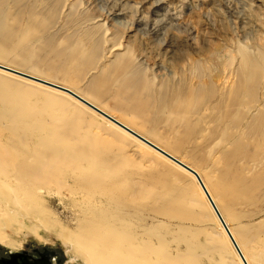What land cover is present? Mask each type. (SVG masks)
I'll use <instances>...</instances> for the list:
<instances>
[{"label":"rangeland","instance_id":"obj_1","mask_svg":"<svg viewBox=\"0 0 264 264\" xmlns=\"http://www.w3.org/2000/svg\"><path fill=\"white\" fill-rule=\"evenodd\" d=\"M0 65L195 169L264 264V0H0ZM80 105L0 71V255L84 264L59 236L102 221L144 264H235L184 169Z\"/></svg>","mask_w":264,"mask_h":264},{"label":"bare ground","instance_id":"obj_2","mask_svg":"<svg viewBox=\"0 0 264 264\" xmlns=\"http://www.w3.org/2000/svg\"><path fill=\"white\" fill-rule=\"evenodd\" d=\"M2 66H5V65H2ZM5 67L8 68V69L14 70L16 72L22 73L24 75H27V77H29L31 79H34V80H37V81H40V82L44 81V82H47V83H51V84L57 85V84H55L53 82H50V81L45 80V79H42V78L37 77V76H35L33 74H28V73H25V72H22V71H19V70H16V69H12V68H10L8 66H5ZM2 71H4V70H2ZM27 80L32 81L30 79H27ZM36 83H38V82H36ZM38 84H40V83H38ZM41 85H43V84H41ZM43 86H45V85H43ZM45 87L50 88L49 86H45ZM60 87H62L65 90L69 91L70 93H72V95L74 96V98L77 101V103H80L82 105V106L81 105L80 106L83 109H86L88 112L91 113L93 108L96 109V110H100L101 111V109L95 103L90 102L89 100L85 99L81 95H79L76 92H74L72 89L67 88V87H63V86H60ZM53 90H55V89H53ZM56 91H58V90H56ZM59 92H62V91H59ZM57 94H59V93H57ZM60 95H62V94H60ZM102 112H103V110H102ZM104 113L106 115H108L109 117H111V119L113 118V120L115 122H117L119 125H121L122 127L126 128L127 130H129V129L131 130V128L128 125H126L125 123H123L122 121L117 119L116 117L109 115L105 111H104ZM107 123L109 125H111L112 127H115L116 129H118L123 134L131 137L126 131L121 129V127H118L117 125H115V124H113L111 122H108V121H107ZM136 135H138L140 138H143L147 143H149L151 146L157 148L162 153H164L166 155L169 154L168 156L174 157V155H172L170 152L164 150L163 148L160 149L159 147L156 146L155 143L151 142L150 140L148 141L147 138L145 139V137H143L141 134H139V133L137 134L136 133ZM143 147H146L145 144L143 145ZM174 159H175V157H174ZM180 162L185 164L181 160H180ZM185 165H186V167L188 166L187 164H185ZM187 168L192 173H190L189 171H186V170H184V171L189 173L192 177L189 174L185 173L183 170H181L179 168H177V169H179V171L183 172L184 175H187V176H189L192 179V181L195 184L196 189H197L200 197L202 198V200L206 204L207 208L210 210V213L212 214L211 216L214 218V221L219 226L220 234L222 235V237L227 242L228 246L233 251L234 261L236 262L235 264H259L258 263V259H256L254 257V255L250 253V251H247L246 254H244L243 251L241 250L236 238L231 233L232 230L230 231L229 227L225 223V220L223 219V216H222L218 206L215 203V200H214L215 197H213L214 194L212 193L213 194L212 195L210 193V191H209V189L211 190L210 184L207 183V186H206L204 180L201 178V176L199 175V173L195 169L193 170L192 167H187ZM201 181L203 182L202 183L203 186H199L198 185V183H200ZM207 196L214 203L217 211L221 215V217H222L225 225L227 226V228L229 230V233H230V235H231V237L233 239L230 238V240H229V238H228L229 236H227V234L225 233V230L220 225L217 217L215 216V213H214L213 209L211 208V206H210V204H209V202L207 200ZM94 227H95L94 229H93L92 226L89 227L81 238L75 239V241L72 242V243L70 241H68L67 238L64 235L59 236V240H60L62 246H66L67 245L69 247H72L73 256L78 257L84 264H144V263L141 262L140 250H138V248L136 246H133L132 244H130L128 242V237L126 236V234L125 233H123V234L119 233V231H117V229H116L114 224H111V223L106 224L105 222L99 221V222H96V226H94ZM87 236H90V237L85 241L84 238L87 237ZM231 239L235 242L236 246L238 247L239 251L241 252L240 254H242V255H237L235 249L233 248V246L231 244V241H232ZM92 240L95 241L94 242V246L95 247H100V249H96V248L90 247L88 245V243L90 241H92ZM216 245H217V242H216ZM108 250H110V252H107ZM159 257H161L160 260L158 262L154 263V264H174V260L168 259V256H166V255H162L161 254ZM260 258H261V255H260ZM228 262L231 263L230 261H226L225 260L226 264H228Z\"/></svg>","mask_w":264,"mask_h":264},{"label":"water","instance_id":"obj_3","mask_svg":"<svg viewBox=\"0 0 264 264\" xmlns=\"http://www.w3.org/2000/svg\"><path fill=\"white\" fill-rule=\"evenodd\" d=\"M0 69H1L0 71L4 70V71L7 72V73H10V74H13V75H17V76L22 77V78H24V79H30V80H32V81L38 82V83H40V84H43V85H45V86H49L51 89H55V90H58V91H62L63 93L68 94V95H70V96H72V97L74 98V96L72 95V93H70L69 91L65 90L64 88H62V87H60V86H58V85H54V84L47 83V82H44V81H43V82H40V81H37V80L31 79V78L27 77V75H24V74H22V73L16 72V71L11 70V69H8V68H6L5 66H2V65H0ZM4 71H3V72H4ZM74 99H75V98H74ZM92 111L98 113L100 116H102L103 118L107 119V120L110 121L111 123L117 125L118 127H121V129H123V130L126 131L127 133H130L133 137H135L136 139H138L139 141H141V142L144 143L145 145L149 146L150 148L154 149L157 153H159V154L163 155L165 158H167V159L173 161L174 163H176L178 166H180V167L183 168L184 170L189 171L190 173H192V172H191L186 166H184L183 164H181L178 160H176V159H174V158H172V157H170V156H168V155L162 153V152L159 151L157 148L151 146V145H150L149 143H147L143 138H140L138 135H136V134H135L134 132H132L131 130H127L126 128L122 127V126L119 125L117 122H115V121L113 120V118L111 119V117H109V116L106 115L105 113L101 112L100 110H96V109H94V108H93ZM198 184H199V186H203V184H202L201 182L198 183ZM207 200H208V202H209L211 208L213 209V211H214V213H215V216L217 217V219H218L220 225L223 227V229L225 230V233L227 234V236H229L228 238H229V240H230V238H232V237H231V235H230V233H229V230H228L227 226L225 225V223H224V221H223L221 215H220L219 212L217 211V209H216L214 203L212 202V200H211L210 198H208V196H207ZM232 239H233V238H232ZM232 239H231V240H232ZM231 244H232L233 248L235 249L237 255H241V254H240V251H239V249H238V247L236 246V244H235V242H234L233 240L231 241Z\"/></svg>","mask_w":264,"mask_h":264},{"label":"flooded vegetation","instance_id":"obj_4","mask_svg":"<svg viewBox=\"0 0 264 264\" xmlns=\"http://www.w3.org/2000/svg\"><path fill=\"white\" fill-rule=\"evenodd\" d=\"M0 264H62V261L52 249H42L1 254Z\"/></svg>","mask_w":264,"mask_h":264}]
</instances>
